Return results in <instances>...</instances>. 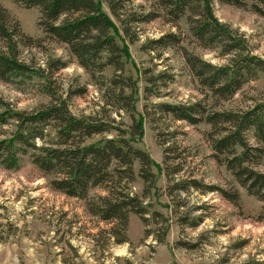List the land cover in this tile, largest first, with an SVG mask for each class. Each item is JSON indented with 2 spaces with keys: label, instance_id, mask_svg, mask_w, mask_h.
Masks as SVG:
<instances>
[{
  "label": "rangeland",
  "instance_id": "rangeland-1",
  "mask_svg": "<svg viewBox=\"0 0 264 264\" xmlns=\"http://www.w3.org/2000/svg\"><path fill=\"white\" fill-rule=\"evenodd\" d=\"M0 1L25 33L41 40L39 46L20 45L25 61L44 69L51 59L66 65L51 74L50 82L38 76L20 85L0 81L5 100L19 110L36 109L50 102L42 88L49 85L69 98L70 110L77 116L92 115L123 131L131 130L134 118L140 119L143 133L133 144L150 155L155 174L154 186L144 194L147 183L140 176L139 161L135 162L136 180L128 185L145 201L147 221L131 213L129 242L119 244L105 232L112 224L92 215L88 207L89 200L107 194L104 188H92L87 199L57 191L50 183L52 176L45 175L29 154L21 156L15 169L0 164V264H264V203L248 194L225 165L217 164L206 135L209 124L175 120L160 108L163 103H192L204 97L180 45L215 64L227 60L219 49L199 44L187 15L172 21L154 0H101L102 9L113 21L112 33L128 51L120 76L135 82L134 91L123 85V95L134 92L135 109L131 111L121 109L122 102L115 104L116 96L107 94L113 87L109 81L116 73L114 67L93 76L79 65L68 45L43 31L38 8ZM213 10L220 21L244 35L254 54L264 58L262 15L218 0L213 1ZM149 13L155 15L148 21L134 20ZM168 33L180 36L181 44L163 48L152 42ZM262 95L264 74L260 73L232 99L206 102L217 109H238L249 107ZM14 129V124L0 127V137L9 136ZM117 134L113 129L88 143ZM249 140L256 143L251 133ZM257 167L264 171V158ZM194 179L238 190L239 203L233 204L219 191L185 188ZM195 219L199 224L190 225Z\"/></svg>",
  "mask_w": 264,
  "mask_h": 264
},
{
  "label": "trees",
  "instance_id": "trees-1",
  "mask_svg": "<svg viewBox=\"0 0 264 264\" xmlns=\"http://www.w3.org/2000/svg\"><path fill=\"white\" fill-rule=\"evenodd\" d=\"M24 6L36 7L41 17L43 31L68 45L80 66L93 76L104 73L109 66L115 68L110 79L113 87L107 94L116 96L115 104L121 109H135L134 84L131 78L120 76L124 70V56L128 51L114 35V24L102 9L101 0H13ZM172 21L187 15L190 30L200 45L220 50L227 57L223 64L203 59L183 47L182 38L175 33L153 40L161 47L180 45L187 67L197 79L203 99L192 103L160 105L161 111L175 120L192 125L206 123L211 130L206 133L217 164L225 165L237 182L264 203V171L258 169L264 158V95L252 105L238 109H217L207 100L232 99L245 84L264 74V58L254 54L244 35L218 19L213 10L214 0H154ZM238 7H249L264 17V0H218ZM112 11L117 14V10ZM155 14L134 17L135 21H148ZM25 33L19 20L0 1V81L22 84L34 76L50 82L51 74L66 67L59 59H51L47 68L35 67L21 57L20 45L39 46ZM119 72V73H118ZM104 79L103 77H101ZM103 87L104 80L100 81ZM130 87L133 91L123 95ZM51 99L36 109L27 111L14 108L0 94V127L14 124L7 137H0V164L8 169L20 165L22 155L29 154L34 164L51 175L52 187L66 195L87 199L92 188H104L107 194L88 201L90 213L104 222H110L105 232L116 243L129 242L127 230L131 213L145 222L148 209L145 201L130 191L129 183L136 180L134 165L140 163V176L147 183L144 194L154 186L153 161L143 149L133 142L143 133L140 119L134 118L130 131L114 127L112 123L92 116H77L70 110L69 98H63L49 85H42ZM77 92V91H74ZM207 101V102H206ZM118 130L115 137H102L89 142L96 135ZM125 133L130 135L125 137ZM256 140L252 144L249 134ZM149 184V185H148ZM187 187L202 188L204 193L219 191L233 204L240 201L238 190L223 189L194 179ZM188 223V220H187ZM199 224V220L189 223ZM162 242L163 239H159Z\"/></svg>",
  "mask_w": 264,
  "mask_h": 264
}]
</instances>
